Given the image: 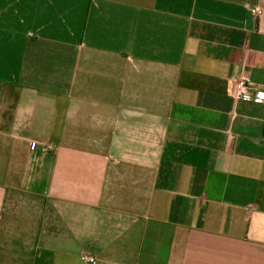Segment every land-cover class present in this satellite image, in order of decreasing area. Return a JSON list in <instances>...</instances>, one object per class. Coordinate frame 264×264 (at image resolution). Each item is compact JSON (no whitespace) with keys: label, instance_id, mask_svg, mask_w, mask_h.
Returning a JSON list of instances; mask_svg holds the SVG:
<instances>
[{"label":"crops","instance_id":"obj_1","mask_svg":"<svg viewBox=\"0 0 264 264\" xmlns=\"http://www.w3.org/2000/svg\"><path fill=\"white\" fill-rule=\"evenodd\" d=\"M264 0H0V264H264Z\"/></svg>","mask_w":264,"mask_h":264},{"label":"built area","instance_id":"obj_2","mask_svg":"<svg viewBox=\"0 0 264 264\" xmlns=\"http://www.w3.org/2000/svg\"><path fill=\"white\" fill-rule=\"evenodd\" d=\"M229 84L241 100L264 103V86L246 82L244 79L230 80ZM85 259L92 264L97 263V259L88 253L85 254Z\"/></svg>","mask_w":264,"mask_h":264}]
</instances>
